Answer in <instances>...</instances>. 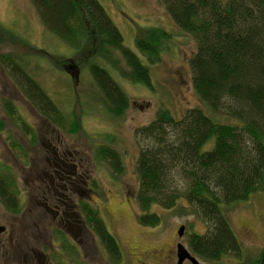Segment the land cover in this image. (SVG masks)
<instances>
[{
  "label": "trees",
  "instance_id": "16d2710c",
  "mask_svg": "<svg viewBox=\"0 0 264 264\" xmlns=\"http://www.w3.org/2000/svg\"><path fill=\"white\" fill-rule=\"evenodd\" d=\"M30 2L46 30L65 45L83 50L84 63L93 59L87 66L100 90L101 102L110 115L121 117L128 98L111 71L144 86H150V74L140 57L123 45L122 35L97 0ZM160 2L175 26L195 42L196 50L189 60L191 84L206 109H189L180 119L168 110H159L152 122L139 129L146 140L135 161L139 185L136 206L141 214L137 219L143 226H158L160 217L150 213L152 206L163 210L177 206L183 214L201 217L207 232L189 236V251L216 261L240 250L222 211L264 193V0ZM173 38L171 33L153 27L141 30L135 45L148 65H154L162 54L171 52L167 44ZM0 46L42 52L1 24ZM23 57L18 51L0 53V66L20 81L17 86L21 89L26 84L31 88L33 97L29 100L38 115L65 133L81 130V112L75 117L73 109L68 113L61 110L25 70ZM58 60L60 67L66 63ZM105 65L111 71L103 68ZM97 155L109 163L114 175L122 173L118 153L101 147ZM95 219L103 246L120 263L118 242L103 220ZM263 251L254 264L261 263Z\"/></svg>",
  "mask_w": 264,
  "mask_h": 264
},
{
  "label": "rangeland",
  "instance_id": "374dc122",
  "mask_svg": "<svg viewBox=\"0 0 264 264\" xmlns=\"http://www.w3.org/2000/svg\"><path fill=\"white\" fill-rule=\"evenodd\" d=\"M97 2L122 35L123 45L140 57L150 74V86H144L120 78L118 72L111 71L109 65L103 66L112 72V74L109 72L111 76L120 81V87L128 98L129 105L121 117L110 115L104 108L100 90L93 82L87 66L93 59L87 58V64L84 63L86 56L82 54L83 50L77 56L82 60L77 81L74 82V79L66 76L63 67L56 65L60 62L59 58H72L71 49L42 26L30 0H0V24L22 37L32 48L42 52L34 53L26 47L0 46V53L18 51L20 56L26 55L25 61L28 64L25 70L32 75L51 100L66 113L73 109L75 117H79L81 112V130L75 134L65 133L64 130L62 132L70 144L69 150L76 151L83 159L82 165L88 169L86 172L84 168L85 177H92L99 183L98 195L94 197L95 207L97 211L99 210L100 218L108 232L119 243L122 261L118 264H157L150 263L148 258L154 254V250L150 249L159 247L160 264L162 256L165 257L163 264H177L174 247L177 238L189 249V236L206 234V221L199 216L181 213L177 206L166 210L152 206L150 213L160 217L159 225L156 227L141 225L137 219L141 214L138 213L136 206L139 185L135 161L139 148L143 147L145 144L143 141L146 140L142 132L138 131L152 122L159 110H168L174 118L180 119L189 109H206L191 84L189 60L196 50L195 42L175 26L160 0H97ZM153 27L171 33L174 38L167 44L171 52L162 54L160 63L148 65L147 60L140 56L136 48L135 37L141 30ZM44 52L51 59H48ZM121 67L124 68L122 64ZM68 70L75 72L71 66ZM8 79L7 73L0 69V81H3L0 82V93L20 97L19 92L10 88ZM53 127L54 139L57 136L61 137L58 134L61 128ZM101 147H107L119 154L122 163L120 175H114L112 170L110 173L111 168L107 162L100 160L97 153ZM208 147H211V144L207 145ZM39 149L40 146L37 148L38 153ZM95 158L99 159L96 162L97 167L93 164ZM88 161L90 162L87 164ZM25 175L27 177L29 172ZM123 190L134 195L133 201L120 195L124 194ZM180 202L181 205L184 204ZM222 212L229 222L230 232L239 243V254L231 252L216 261L197 257L198 262L256 263L264 249V193L254 194L248 201ZM181 226H184L183 233L177 237L176 231L179 232ZM178 227L180 228L177 229ZM53 254L55 256V252ZM84 262L112 264L110 255L108 257L105 252L99 254L98 249L88 255ZM70 263L71 261L66 259L57 260L53 257V264ZM260 264H264V255Z\"/></svg>",
  "mask_w": 264,
  "mask_h": 264
},
{
  "label": "flooded vegetation",
  "instance_id": "af4514ba",
  "mask_svg": "<svg viewBox=\"0 0 264 264\" xmlns=\"http://www.w3.org/2000/svg\"><path fill=\"white\" fill-rule=\"evenodd\" d=\"M68 48L72 58L66 57L61 67L75 82L81 69L77 57L80 51ZM70 66L75 72L68 70ZM0 69L9 76L10 88L20 96L0 93V264H53V257L85 264V258L97 249L109 257L95 230V218L100 217L94 199L99 183L85 177L88 169L78 153L69 150L62 131L56 130L61 137L54 139V127L30 103L31 88L26 84L21 89L18 79L13 80L2 66ZM93 164L97 167L95 160ZM123 192L120 195L133 201V194ZM179 243L177 238L176 257ZM150 250L154 254L148 261L160 264V247ZM260 258L263 260V255ZM164 259L162 256L161 264Z\"/></svg>",
  "mask_w": 264,
  "mask_h": 264
},
{
  "label": "water",
  "instance_id": "95a60500",
  "mask_svg": "<svg viewBox=\"0 0 264 264\" xmlns=\"http://www.w3.org/2000/svg\"><path fill=\"white\" fill-rule=\"evenodd\" d=\"M183 227L180 228L178 235L181 236ZM185 260L191 262V264H199L198 261L189 253V251L181 244H178L177 247V264H183Z\"/></svg>",
  "mask_w": 264,
  "mask_h": 264
}]
</instances>
